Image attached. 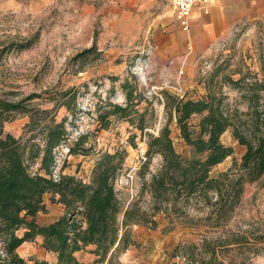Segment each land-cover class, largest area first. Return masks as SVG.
Listing matches in <instances>:
<instances>
[{"label":"rangeland","instance_id":"1","mask_svg":"<svg viewBox=\"0 0 264 264\" xmlns=\"http://www.w3.org/2000/svg\"><path fill=\"white\" fill-rule=\"evenodd\" d=\"M173 1L0 0V40L37 36L31 48L12 51L0 59V97L19 99L41 93L33 104L53 108L56 101L49 100L50 95L68 89L77 92L71 110L66 106L56 110L58 121L67 117L69 130L67 141L57 149L54 170L58 176L63 172L90 181L102 152L125 150V165L115 187L127 205L137 195L142 179H150L161 162L160 156H154L140 174L147 151L144 132L157 135L173 115L174 144L180 152L188 149L175 113L168 107L175 97L201 99L212 91L225 97L228 104L246 109V99L229 83L230 76L262 77L264 12H230L235 20L232 27L216 38L214 28L205 24L211 14L197 19L190 32L183 30ZM127 90L132 93L131 103ZM128 103L131 117L110 114V124L102 126L101 113ZM29 119L19 114L5 123V130L20 137ZM198 123L199 116H194L191 124ZM81 136L85 137V151L70 153ZM221 138L234 153L217 165L213 174L240 163L246 150L232 129ZM39 167V162L31 165L34 172L45 173ZM45 204L46 210L37 218L41 225L57 220L65 211L51 193ZM157 220L154 228L134 225L131 235L135 243L119 251L113 264H194L183 247L190 241L198 243L204 229L170 224L165 214ZM228 227L248 231L250 240L264 233V178L247 183L243 202ZM24 230L19 233L23 235ZM42 242L37 236L19 247L27 264L45 256L51 263L55 254L47 252ZM257 247L246 257L251 264H264V239ZM92 249L88 253L94 264H108Z\"/></svg>","mask_w":264,"mask_h":264},{"label":"trees","instance_id":"2","mask_svg":"<svg viewBox=\"0 0 264 264\" xmlns=\"http://www.w3.org/2000/svg\"><path fill=\"white\" fill-rule=\"evenodd\" d=\"M36 39L0 40V59L12 51L31 48ZM261 64V78L230 76L229 83L246 99L245 110L212 91L201 99L175 97L168 104L188 149L180 152L174 144L173 115L157 135L144 132L147 151L140 174L154 156H160L161 162L150 179H142L137 195L127 205L115 187L125 165V150L102 152L90 181L63 172L58 178L53 175L57 149L69 137L67 117L58 121L56 110L61 106L71 110L77 92L68 89L50 95L49 100L56 101L53 108L33 104L41 93L19 99L0 97V264H27L19 247L37 236L57 260L50 263L36 258L34 264H82L76 253L88 246H93L100 260L113 264L119 251L135 243L131 228L157 227L160 214H165L170 224L204 229L198 243L190 241L183 247L194 264H251L246 254L256 252L264 233L250 240L248 231L233 230L228 224L243 202L247 183L264 178V53ZM127 96L131 103L130 90ZM130 103L116 104L101 113L102 126L110 124V114L131 117ZM19 114L30 119L17 137L5 130V123ZM194 116H199L196 126L191 124ZM228 129L246 150L240 163L213 174L212 170L234 153L221 138ZM84 138L70 147V153L85 151ZM35 162L45 173L31 169ZM48 193L65 211L57 220L41 225L37 218L46 210ZM21 229H25L23 235Z\"/></svg>","mask_w":264,"mask_h":264},{"label":"crops","instance_id":"3","mask_svg":"<svg viewBox=\"0 0 264 264\" xmlns=\"http://www.w3.org/2000/svg\"><path fill=\"white\" fill-rule=\"evenodd\" d=\"M234 10L238 11L241 15L249 14L250 11L264 12V0H217L210 13H204L195 8L191 17V27L197 19H203L205 16L211 14L209 22H205V24L211 25L214 28L215 37L220 38L232 27L235 20L230 12ZM90 248H93V246H88L86 249L76 253L82 264H94L92 261L93 257L91 258V254L88 253ZM45 258L47 259L48 256H45ZM51 260V263H54L57 260L56 256L52 255Z\"/></svg>","mask_w":264,"mask_h":264},{"label":"built area","instance_id":"4","mask_svg":"<svg viewBox=\"0 0 264 264\" xmlns=\"http://www.w3.org/2000/svg\"><path fill=\"white\" fill-rule=\"evenodd\" d=\"M217 0H174V10L177 21L180 23L183 30L190 32L191 17L195 8L204 13H210ZM146 159V157H145ZM54 177L58 178V173L54 170Z\"/></svg>","mask_w":264,"mask_h":264}]
</instances>
